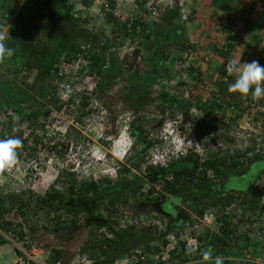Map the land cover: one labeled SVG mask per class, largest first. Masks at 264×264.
Returning <instances> with one entry per match:
<instances>
[{
    "label": "rangeland",
    "instance_id": "1",
    "mask_svg": "<svg viewBox=\"0 0 264 264\" xmlns=\"http://www.w3.org/2000/svg\"><path fill=\"white\" fill-rule=\"evenodd\" d=\"M39 1L42 2V0ZM93 1L88 8L81 6L80 0H69L74 13L77 12L75 16L78 21L52 23V20H44L40 11L34 13V3L30 4L32 7L24 8L25 0H17L12 6H10L12 0L7 2L0 0V23L4 25L0 28V32L8 36L7 43L10 46L18 49L16 55L0 63V130L7 132L11 128L14 117L18 116L14 110L20 106L24 115L32 111L38 113V124L28 125L24 122L14 125L20 127V129L16 127L17 133L14 136L23 133L28 136L39 134L45 137L46 141L42 146L28 144L29 147L35 148L32 153L17 150L18 159L13 166V173L10 176L0 175V192L13 196L12 198L3 197L1 206L8 210L12 202H16V205L24 202L27 205L23 208L13 206L9 212H0V264H49L48 258L51 251L56 248L70 255V257H64V260H70L69 264H95L88 258L89 254L81 250L85 241L91 238L90 233L95 230L90 222L92 217L100 214L101 219H111L112 223L122 225L124 221H127L125 219L127 216L134 221L127 226L135 224L137 227L155 228L156 225L154 226L153 223L155 220L151 216L157 213L147 208L150 212L148 216L146 211H142L145 210L144 206L141 205L139 209L137 207L134 209L133 206L140 202L138 201L140 198H144L143 189L135 197H130L127 207L119 204L118 213L115 216L109 215L104 208L109 200L119 202L123 199L124 194H128L137 183L142 187L141 178H145L155 186V182L148 177L155 178L156 175L148 174L144 168L148 164L167 161L165 155L168 156V154L169 160L174 162L175 155L172 159L170 157L175 152L176 142L183 143L187 136L191 138L194 133L196 135L201 132L202 140L198 141L196 150L199 158L205 160L210 153L214 156L216 152H219V157H222L226 152L232 154L235 151L242 152L246 148L255 149L264 140V128L260 122L261 119L263 120L261 113H264V99L254 101L250 94L241 95L242 106L246 108V111L239 120L224 131L214 128L215 130L210 132L212 128L208 124L202 122L198 125L197 121L204 119L194 107L198 99L209 100L210 92L216 91L218 81H225L224 77L226 78L228 74L222 77L218 70L222 68V65L226 69L230 59L241 57L242 63L255 60L264 66V28L261 34V28H256L258 33L253 34L254 38L250 40L248 28L247 30L242 27L226 30L221 20L216 18L215 23L211 24L216 30L215 34L210 36L204 44L188 49L189 53H193V57L190 56V60L187 59L184 66L179 67L180 64L178 65L176 60L181 53L174 45V39L179 37L180 43L192 46V41L196 40L194 38L197 32L194 28L196 18L191 21H178L180 31L177 36L171 34L166 40L159 39L158 45H163L164 50L170 53L169 59L162 61L160 57L153 58L150 51L145 49L141 39L130 43V38H124L121 33L112 34V25L107 23L99 8L102 0ZM193 1L114 0L113 15L119 23L130 24L131 20L142 16L146 23L157 24L159 20H165V15L164 13L157 15L155 11H152L155 4L160 3L163 8L165 4L168 8V4L175 2L178 9L182 3L189 6ZM247 1L249 9L243 11V22L245 27H250V16L256 17L253 16L255 13L264 15V1ZM30 10L33 11L30 12ZM145 11L150 14H145ZM190 15H193L192 10ZM84 20L86 21L82 22ZM55 25L58 27L53 28L52 26ZM185 25L189 26L187 31ZM182 27L183 30H181ZM162 30L165 33L167 26L164 25ZM94 38L95 45L92 42ZM191 38L193 40H190ZM105 45H107L106 48L100 49ZM211 45L217 46L224 53L229 48V53L224 58L220 57L210 50ZM77 46L85 49H91L93 46L95 51L100 52L101 75L88 73L85 67L88 66L89 60L71 59L69 63H66L65 55ZM135 50L139 51L136 57ZM27 59L41 66L43 64L44 68L50 71L41 74L35 67L27 68ZM51 65L53 68H58L59 74L64 76L61 80L54 77L50 69ZM155 66L166 69L168 72L164 73L161 70L162 74H157L158 68ZM189 66L195 69L194 77L188 73ZM173 70H179L180 73H175ZM109 74H112L109 85L105 82L106 86L101 85L98 88V83H103V79L107 80ZM199 74H201V81L195 79ZM147 90H151L152 100L143 106ZM164 93L167 94L166 101L161 99ZM50 94H54L55 100L58 101L56 106L62 105L61 110H56L51 103ZM168 101L175 105L168 106L165 104ZM84 102L86 107L83 110L87 113L76 123L74 120L82 112L80 105ZM161 104H164V107ZM177 106L182 107L183 112L176 108ZM163 108L165 114L162 117L159 116L158 111H162ZM4 109L12 113L9 125L6 119L4 120ZM229 112H231L230 108L228 113L226 112V117H234L237 111L232 109V113ZM172 120L177 121L172 122ZM71 126L75 129L70 130ZM181 132L182 134L179 135ZM222 132L225 137L232 139V142L223 138L218 140L217 137ZM50 137H55V141L68 142V148L60 147L58 151L52 150L53 142L49 144L46 140ZM204 144H207L206 148ZM123 167L129 168V171L120 172ZM208 172L209 176L214 174ZM225 175L219 180L215 176L210 178L208 187L197 191L195 195H165L164 203L158 207L159 212L166 215L164 210L174 208L178 211L176 218H170L167 214V219H164L166 224L169 223L168 239L172 246L175 245V241L171 234L176 230H181L182 238L187 242L190 241V235L204 240L207 232L216 234L217 227L214 225L216 218L218 220L219 217H223L222 214L226 216L232 214L234 218L239 216L242 209L236 197L237 191L240 188L248 189L254 184L264 187V162L250 167L243 164L236 171L227 170ZM85 181L97 182L102 185L101 190L108 191L94 198L95 201L92 195L79 197L69 194L67 189L72 183L79 184ZM108 181L111 183L108 184ZM120 181L130 184L124 190L114 189L111 186ZM49 190L62 194L65 198V206L85 208V211L77 216L78 227L69 226L64 231L56 233L53 231L57 216L62 217L61 220L64 222H69L73 216L62 208L56 210L54 203L44 208L38 207L36 198L45 197ZM224 195L234 197L236 201L232 202L233 205L223 210H220V207L207 208L202 216L198 215L205 204ZM93 202L99 203L98 210L92 211ZM245 214L247 217L251 215L252 219L257 218V214L253 215L250 211ZM204 216H207V220L211 222L209 225L204 221L197 223L198 226L194 229H192L193 225L188 227V232L185 228L183 229L188 218L191 222L197 218L202 220ZM176 223L179 225H175ZM160 225L157 229L164 228L162 224ZM241 226L248 228L252 224L246 222L243 217ZM105 231L107 230L102 228L97 232L103 235ZM202 240H197L199 248L204 245ZM260 243L250 241L248 247L252 251L248 252V247L239 250L240 257H232L234 258L232 262L255 263L254 260L257 258L261 261V258H264V251L260 249ZM133 248L126 242L119 249L123 251L122 253H128L132 252ZM132 254L128 258L125 256L116 259L113 264H131ZM167 255V251L162 249V258L166 259ZM188 257L190 260L182 264H199L202 259L192 255ZM223 259L224 264H228L226 262L231 257ZM153 260H157L156 257H153ZM174 262L167 264H176L177 260Z\"/></svg>",
    "mask_w": 264,
    "mask_h": 264
},
{
    "label": "trees",
    "instance_id": "2",
    "mask_svg": "<svg viewBox=\"0 0 264 264\" xmlns=\"http://www.w3.org/2000/svg\"><path fill=\"white\" fill-rule=\"evenodd\" d=\"M7 2V0H5ZM17 0H12L10 2V6L13 5V2L16 3ZM25 0L24 8L29 7L30 4H35L34 13L36 11H40L42 16L44 17V20H52V23L55 21H73L76 22L77 16L73 6L69 3V0ZM147 0H143V2H146ZM217 1V0H216ZM93 0H80L81 6L83 7H90L93 4ZM214 4V2H213ZM216 4V2H215ZM115 2L114 0H102V3H100L99 8L101 13L103 12L104 17L107 21V23H111L112 25V34H118L121 33L124 38H130V43H133L136 39H141L143 41V45L145 49L149 50L152 54L153 58L156 59L157 57H160L162 61H167L169 59V52L164 50V46H159V39L166 40L167 38H170L171 34L178 35L180 31V26H178V21H180L181 13L177 10V8H163L161 10L160 5L155 4L152 7V11H155L157 15L163 14L165 20H159L156 21L161 24L156 23H146L142 16L131 20L130 24L128 22H122L119 23L115 17H114V6ZM32 7V6H30ZM33 10H30L32 12ZM62 13V14H60ZM145 14H150L148 11H145ZM160 17V16H158ZM161 19V18H160ZM191 16H189V20L191 21ZM86 20L82 21L85 22ZM57 23V22H56ZM165 23V24H164ZM153 25L155 27H153ZM167 26V30L164 32L163 26ZM231 23L229 24V27H225L226 30H229ZM4 25L0 23V28H3ZM53 28L58 27L57 25L52 26ZM150 27V28H149ZM153 27V28H152ZM222 27V26H221ZM20 28V27H18ZM224 28V27H223ZM186 29V28H185ZM183 30V27L181 28ZM179 37L174 39V45H176L181 53L180 56L177 57L176 63L179 65V67H183L185 64V61L187 59L190 60L191 57H193V53H189L188 49H193L194 46H189L187 43H180ZM94 45L96 42V39L94 38L93 41ZM92 45V44H91ZM143 45H141L143 47ZM107 45L102 46L100 49L106 48ZM143 47V48H144ZM232 47V46H228ZM28 50V49H27ZM210 50L212 52H216L220 57H226L227 53H229V48L224 53L222 50L218 49L217 46L210 47ZM98 51V50H97ZM95 51V48H88L85 49L82 46H77L73 49H71L68 54L65 55L64 59L66 63H69L71 59H86L89 60L88 66L85 67V69L88 71L89 74L92 73H98L101 75L100 72V62H101V55L100 52ZM34 56V52L32 53ZM139 54L138 50H135V57ZM191 56V57H190ZM195 58H193L194 60ZM39 61V60H38ZM40 62V61H39ZM41 63V62H40ZM175 63V64H176ZM174 64V66H175ZM26 67L27 68H33L35 67L38 72L41 74H45L50 70H46L42 64L38 65L35 64L33 60L26 61ZM158 68V73L164 72L167 73L168 70L166 69H159L158 66H155ZM51 71L54 74V77L58 79H62L64 76L62 74H59L58 68H53L51 65ZM162 70V71H161ZM161 71V72H160ZM175 73L179 72V70H173ZM220 75L222 77L226 76V69L224 65H222V68L218 70ZM188 73L190 76L194 77L195 69L192 66H189ZM162 74V73H161ZM59 75V76H58ZM201 74L197 76L195 79L201 81ZM112 77V74H109L108 79H103V83H98V88L101 87V85L108 84L109 79ZM233 77L226 76L225 81L220 80L216 84V91L210 92V98L207 101H202L198 99L197 102L194 103V107L200 113L204 120L201 119L197 121V124L201 125L202 122L204 124H208L212 129H210V132H213L215 130L214 128L220 129L221 131L227 130L231 127L232 123H235V121L239 120L242 117V114L246 111V108H243L240 94H232L228 92V84L232 83ZM109 85V84H108ZM182 85V83H181ZM109 87V86H107ZM198 87V85H197ZM147 95V96H146ZM146 100L143 101V106L150 102L152 100V94L151 90H147L146 92ZM167 94H162L161 99L166 101ZM51 99V103L56 107V110H61L62 105L56 106L58 101L55 100L54 94H50L49 100ZM54 100V101H53ZM53 101V102H52ZM172 102L174 100H171ZM19 102V101H18ZM168 106H173L175 104L170 103L169 101L167 103ZM162 105V104H161ZM10 107V105H8ZM192 106V105H191ZM82 112L78 116V118H75L74 122L78 123L79 119L82 117H85L86 113L83 109L86 107V103H82L80 105ZM164 107V104L162 105ZM176 108H179L180 111L183 112L182 107L177 106ZM229 108L232 113V109H236V114L234 117H226L229 111ZM160 109V108H159ZM16 114L20 117L19 121L16 122L15 119L13 120L14 124L10 126V129L16 128L17 126L14 125H20L24 122L28 123V125L38 124L37 118L39 116L36 112H30L28 115H24L22 109L20 106H17L14 110ZM177 111V110H176ZM4 117L6 119V123L9 125L11 123L12 113H9L7 109H4ZM235 112V111H234ZM159 115L163 117L164 108L162 111H158ZM17 117V116H16ZM261 119L260 122L264 128V113H261ZM8 121V122H7ZM19 127V126H18ZM9 129V130H10ZM69 129H75L74 126L69 127ZM195 134V133H194ZM199 140H202V133L198 132L196 134ZM23 134H20L18 137L22 138ZM28 138H32L29 140ZM27 139L23 140L22 150L24 152L31 151L34 152L35 148L29 147L28 144L38 146L43 145L46 143L45 137L39 136V134L29 136ZM55 137L46 138L48 140L49 144L53 142L51 149L58 151L60 147L62 148H68V142H60L55 141ZM57 138V137H56ZM218 140H224L231 141L228 137L224 136V132L220 134V136L217 137ZM207 144H204V148H206ZM25 149V150H24ZM21 156V155H20ZM259 162H264V140L261 141L258 146L253 148H246L244 151H235L232 154H228V152L225 153L222 157H219V152H216L214 156L210 153L207 159L201 161L197 155L195 154H189L185 157H180L175 162L170 163L167 168L164 169H154V168H148L147 173L156 175V179L153 177H148L151 181L156 182L159 178H165L167 175L171 176V180H165L162 185V192H158V195L151 196L154 192L153 188L148 191L146 195H144V198H140L139 203H135L134 209L137 207V209L144 206L142 211H146V215H150V212H148L147 208L151 209L153 212H156L157 214H154L152 217L155 222L158 224H162L164 228L157 229V226L155 228L153 227H137V225L132 224L131 226H125L124 228H120L118 224L112 223L110 220L107 219H101L102 215L98 214L95 217H92L91 224L94 225L95 230H93L90 233V239L86 240L82 247V252H87L89 254L88 258L95 264H113L116 259L124 258L125 256L128 258L131 253L135 254L136 251H139L138 254H135L137 256V262L136 264H167L169 262H176V264H182L186 263L190 260L188 257L189 254L186 253V247L187 244L185 242L180 243V246L174 247V249H169L171 246V242L168 239V225L169 223H165L164 219L166 218V215L172 218V215H176L177 210L174 208L164 210L166 215L159 212V210L156 207H159L160 204L164 203L163 200L166 198L165 195H195L197 191L205 189L210 184L209 179H207L208 171L211 173H214L213 175L217 177L216 179L219 180L221 177H224L225 172L229 169H232L236 171L239 167H242L243 164L246 165V167L253 166L254 164H257ZM129 168L123 167L120 172H128ZM167 174V175H166ZM226 176V175H225ZM164 180V179H163ZM110 184L111 182H107ZM73 184V183H72ZM68 187L67 191L70 195L75 196H93L94 198L97 196L103 194V192H107V189L101 190L102 185H100L97 182L94 181H85L79 184H73ZM102 184V183H101ZM130 184L129 182L124 183L122 181L112 184L111 186L114 187V189L124 190L126 189L127 185ZM134 184V183H133ZM133 187V186H132ZM141 190L140 184L134 185L130 192L128 194H124L123 199H121L119 202H114L112 200H109L108 204L105 205L106 211H108L109 215L115 216L116 213H118V206L119 204L127 207L128 202L130 200V197H135L137 193ZM3 195V196H2ZM11 196V197H10ZM3 197H9L12 198L13 196L7 193H4L3 191L0 192V212H9L10 209L13 208V206L23 208L27 206L24 202H19L16 205L15 203H11L10 209H5L2 207ZM236 197L239 199V207L242 209V213L234 218L232 214L226 216L222 214L223 220L218 218V222L221 223V225L218 227V234H206V237L204 240L197 237V240L204 241V245L199 248L198 255L196 258H201L200 252L204 248L211 247L214 249V255H221L223 258L231 257L230 260H227L226 263L228 264H253V263H241V262H232V259L235 257H240L239 250H242L243 248H247L250 241L252 242H261V250L264 251V187L259 185H252L248 189H241L237 191ZM136 199V198H135ZM64 196L60 194L58 191L55 190H49L45 197H37L36 201L38 202V207H45L48 204H56L55 209H63L66 211V213L72 214L73 218L69 222L62 221V217L57 216L54 221V227L53 231L61 232L64 231L67 227L73 226L78 227L79 219L77 218L80 213H83L85 211L84 207L81 208H75L73 206H65L64 204ZM137 201V202H138ZM162 201V202H161ZM233 201H236L233 196H220L216 199L212 200L210 203L205 204L201 210L198 212L199 216H202L204 211L208 208H214V207H220V210L225 209L227 206L233 205ZM94 203V202H93ZM91 202L89 203V205ZM94 206L92 207L93 210L99 209V203H94ZM164 205V204H163ZM154 206V207H153ZM89 207V206H88ZM250 211L251 214H257V218L252 219L251 215L248 217L246 216V212ZM148 215V216H149ZM147 216V217H148ZM105 217V216H104ZM111 217V216H109ZM239 220H237V218ZM243 217L245 218V221L249 224L251 223L252 226H249L248 228H245L241 226L243 223ZM112 218V217H111ZM113 219V218H112ZM189 219V218H188ZM187 219V221H188ZM249 219H252L249 221ZM156 224V225H158ZM166 225V226H164ZM250 227L252 229H250ZM256 227V228H254ZM102 228H105V230L110 233L111 238H106L104 235H102L100 232H97L98 230H101ZM181 230H176L175 233L171 234V237H179V232ZM175 235V236H173ZM177 235V236H176ZM131 244L134 248L132 249V252L128 253H122L119 249L120 246L124 243ZM179 245V244H178ZM162 249H166L167 251V258H162ZM179 249V250H178ZM252 250L248 247V252H251ZM93 255H91V253ZM261 252V251H260ZM192 255V254H191ZM260 255V254H256ZM70 257L68 253H66L64 250L60 248L53 249L51 251V255L48 258L49 264H56V263H62V264H69L70 260H64V257ZM144 257V260L142 258ZM153 257H156L157 260H153ZM234 257V258H232ZM146 259V261H145ZM150 259V260H148ZM164 259V260H163ZM174 262V263H175Z\"/></svg>",
    "mask_w": 264,
    "mask_h": 264
},
{
    "label": "clouds",
    "instance_id": "3",
    "mask_svg": "<svg viewBox=\"0 0 264 264\" xmlns=\"http://www.w3.org/2000/svg\"><path fill=\"white\" fill-rule=\"evenodd\" d=\"M159 1H161V0H159ZM162 1H164V0H162ZM159 5L161 7L160 3H159ZM163 5L165 6L164 8L167 7L165 4H163ZM184 5H185V3L184 4L182 3L181 7H178V9H177L181 13V16H180L181 22L186 21V20L190 21L189 16H191L190 15V12H191L190 7L186 6V5L184 6ZM176 6L177 5L175 2H172L170 5L168 4V7H170L171 9L176 8ZM162 9H163V7H161V10ZM191 18H192V16H191ZM7 39H8V36L4 32H0V63H3L7 58H11L14 55H16L17 50H18L17 47L10 46L7 43ZM226 72H227L228 76L234 77V81L232 83L228 84V92L229 93L240 94L242 96H248L250 94L251 98L254 101H259L261 99H264V66H261L258 61L254 60L252 62L242 63L241 57L239 59H235V58L230 59L226 65ZM224 80H225V77H224ZM159 116H161V115H159ZM14 119L16 122H18L20 118L17 116V117H14ZM175 121H177V120H172V122H175ZM175 128H177V127H175ZM15 131H16V129L13 128V132H15ZM181 134H182V132L179 135H181ZM200 140L195 134H193L191 138L187 136V139L184 140L183 143L176 142L175 146H174L175 152H173V154H171L170 158L172 159L173 155H175L174 158L176 161L180 157H185L189 154H195L199 158V155H198V152L196 149L198 147V141H200ZM22 145H23V140L18 136H10L6 139H0V173H3L7 169L16 165L17 159H18L17 150L20 147H22ZM165 157H166L167 161H163V163L148 164V166L145 167L146 172H147L148 168H154V169L167 168V166L170 163H172L173 161L169 160V154H168V156L165 155ZM201 161H203V160H201ZM213 177H214L213 174H211V176H209V174H208L207 179L210 180V178H213ZM165 178H170V180H171L170 175H167ZM165 178H162L163 182L166 180ZM141 179L143 180V184L141 187V190L143 189V196L146 195L148 193V191L151 190L152 188L154 190L153 191L154 193L151 196L158 195L159 191L162 192V186L160 188L158 187L159 180H157L155 182L156 185L154 186L153 184L150 183V181L145 180V178H141ZM154 179H156V178H154ZM146 185L149 186L148 190H146L147 189ZM198 219L199 218H197L196 220H192L191 222H190V220L186 221L184 226H183V229L185 228V230H187V232H188V227H192V225L193 226L196 225L198 223L197 222ZM219 219L223 220L222 217H219ZM214 221L218 222L217 218ZM186 223L189 224L188 227H186ZM159 226H161V225H159ZM216 227H217L216 234H218L219 233L218 232V226H216ZM192 229H194V227H192ZM181 235H182V232L180 231L179 237H172L175 241L174 242L175 247L180 246V243H183V242H185L187 244L186 240L182 241L180 239ZM106 238H108V237H106ZM175 238H176V240L177 239H180V240L177 242L175 240ZM193 251H194L193 246H192L191 242H189L187 244V247H186V253L191 255L193 253ZM198 251H199V247H198ZM200 255H201L202 259L199 262V264H224L223 257L221 255H214V249L211 247L203 249L200 252ZM192 257H196V256L192 255ZM56 264H61V263H56Z\"/></svg>",
    "mask_w": 264,
    "mask_h": 264
},
{
    "label": "crops",
    "instance_id": "4",
    "mask_svg": "<svg viewBox=\"0 0 264 264\" xmlns=\"http://www.w3.org/2000/svg\"><path fill=\"white\" fill-rule=\"evenodd\" d=\"M189 7L193 12L192 18H196L194 28H196L197 30L194 37L196 40H193V38L190 39L193 40L192 46L198 47V45L204 44V42L208 40L210 36L215 34L216 30L212 27L211 24L212 22L215 23L216 18H219V21L221 20V24L222 26H224V28L227 26L229 27L230 23L231 28L242 27L246 28V30L248 28V32L251 35L249 37L250 40L251 38H254L253 34L256 35L258 33V30L256 28H261L260 34L263 32L264 15L261 16L260 14H256L255 12L253 16L256 17H249V19H251L249 23L250 27H245V22H243V11L249 9L247 0H194L193 3L189 5ZM257 15L259 16L257 17ZM185 28L187 31L189 26L185 25ZM176 215H172V218H176ZM185 221L186 220H184V222ZM175 225H179V223H176Z\"/></svg>",
    "mask_w": 264,
    "mask_h": 264
},
{
    "label": "built area",
    "instance_id": "5",
    "mask_svg": "<svg viewBox=\"0 0 264 264\" xmlns=\"http://www.w3.org/2000/svg\"><path fill=\"white\" fill-rule=\"evenodd\" d=\"M4 120H5V117H4ZM17 128H19L20 129V127H17ZM17 128H15L16 129V131L15 132H13V129H10V130H8L7 132H5V131H1L0 130V139H6V138H8V137H10V136H14L16 133H17ZM40 136V135H39ZM29 136L26 134V133H23V136H22V138L21 139H27ZM29 140H31L32 138H28ZM18 151H23L22 150V148L20 147L19 149H18ZM165 161V160H164ZM145 169V168H144ZM13 167H11V168H9V169H7L6 171H4L3 173H0V175H2V176H10L12 173H13ZM166 180H169L170 178H165ZM163 185V181L162 180H160L159 182H158V187L160 188L161 186ZM147 186V185H146ZM147 189L146 190H148L149 189V186H147L146 187ZM125 219L127 220V221H124L123 223L124 224H122V225H119V227H121V228H124L126 225H128L129 223H133L134 221H132V219H128V217L126 216L125 217ZM206 222L208 225L211 223V222H209L208 220H207V216H204L203 217V219L201 220V219H198L197 220V222H198V224L199 223H203V222ZM154 223V225H156V224H158L157 222H153ZM214 224L216 225V226H220L221 225V223H219V222H217V221H214ZM146 225V224H145ZM160 224H158V225H156V226H159ZM189 226V224L188 223H186V227H188ZM198 225L196 224V225H194V228H196ZM105 237H108V238H111V235H110V233H108V231H105L104 232V234H103ZM182 241L184 240V238H182V235H181V238H180ZM190 241L189 242H191V244H192V246H193V249H194V251H193V253H192V255H198V247H199V243H198V241H197V239H196V237H194V236H191L190 235V239H189ZM189 242H187V244L189 243ZM174 247L175 246H170V248H167V250H169V249H174ZM166 250V249H165ZM139 253V251H136V253L135 254H138ZM135 254H132V257H133V262L131 263V264H136V262H137V256L135 255ZM142 260H144V257L142 258ZM246 260H248V259H246ZM255 261V263H253V264H264V258H261V261H260V259L259 258H257V259H255L254 260Z\"/></svg>",
    "mask_w": 264,
    "mask_h": 264
},
{
    "label": "flooded vegetation",
    "instance_id": "6",
    "mask_svg": "<svg viewBox=\"0 0 264 264\" xmlns=\"http://www.w3.org/2000/svg\"><path fill=\"white\" fill-rule=\"evenodd\" d=\"M157 209H158V207H157Z\"/></svg>",
    "mask_w": 264,
    "mask_h": 264
}]
</instances>
